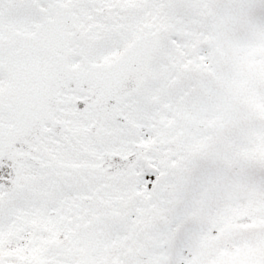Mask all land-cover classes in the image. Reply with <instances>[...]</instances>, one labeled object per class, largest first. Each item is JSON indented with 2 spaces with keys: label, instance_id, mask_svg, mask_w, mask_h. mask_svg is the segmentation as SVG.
<instances>
[{
  "label": "snow or ice",
  "instance_id": "1",
  "mask_svg": "<svg viewBox=\"0 0 264 264\" xmlns=\"http://www.w3.org/2000/svg\"><path fill=\"white\" fill-rule=\"evenodd\" d=\"M0 264H264V0H0Z\"/></svg>",
  "mask_w": 264,
  "mask_h": 264
}]
</instances>
